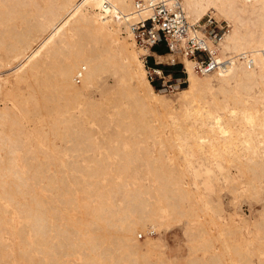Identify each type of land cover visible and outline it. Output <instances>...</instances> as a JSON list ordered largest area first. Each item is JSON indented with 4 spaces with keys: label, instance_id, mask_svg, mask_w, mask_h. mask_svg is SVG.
<instances>
[{
    "label": "bare ground",
    "instance_id": "1",
    "mask_svg": "<svg viewBox=\"0 0 264 264\" xmlns=\"http://www.w3.org/2000/svg\"><path fill=\"white\" fill-rule=\"evenodd\" d=\"M179 1L190 22L196 21L206 13L212 14L210 11L216 13L219 19L229 26L222 43V54L249 51L254 62L253 67L249 69L245 68L241 61L233 62L224 72L202 75L201 80L199 75L191 71L189 62L183 60L189 85L177 94L194 95L184 110L185 118L193 124L186 131L177 132L175 140L180 153L187 159L196 158L192 159L193 161L187 160L184 166L186 172L188 170L194 173V179L200 177L198 173L203 172L202 181L209 188L212 182L210 173L213 168H223L222 162L225 158H229L230 163L233 157L238 161L245 160L253 164L258 171H264V86L260 90L255 88L258 90L256 94L250 92L256 79L264 75V60L260 57L261 51L264 50V0ZM131 2L132 0H0V197L6 203L13 204V197L32 200L37 198L34 188L28 184L30 178L26 177L25 172V169L32 167L26 168V165L21 163V153L32 152L34 142L45 139L46 131L41 125L25 118L29 102L41 105L44 101L54 102L62 98V105L65 106L72 100L77 114L71 113V116L64 120V117L62 120L54 118L57 120L51 123L53 129H46L47 133L51 131L57 136V128L60 126L62 135L61 127L65 129L66 125L65 130L68 133L74 127L73 125L69 129V124H66L70 122L67 119H70L74 122L71 123L79 125L74 127V136L83 141L93 140L91 143L94 144L93 133L87 130L90 126L86 125L90 122L84 118L85 122L82 121L80 116L83 117L81 114L86 111L99 118L104 114L102 104L93 103L88 99V91L96 85L101 72L118 74L121 86L114 100L118 117H129L127 108H135L137 113L142 112L149 102L162 96L160 93L163 89H159L161 92L154 91L147 80L144 65L138 58V51L134 48L127 28L129 22L137 19V14L132 13ZM120 30L125 36L120 35ZM74 33L79 34L77 40H74ZM126 39L130 41L127 42ZM138 49L143 55L147 53L145 48ZM79 67L83 68V73L81 84L76 86L73 76ZM198 91H201L202 95H198ZM205 91L209 93L203 94ZM60 95L63 96L59 97ZM106 100L111 102L112 98L106 96ZM120 105L123 109L118 108ZM57 106L56 110H61V105ZM139 115L141 117L142 113ZM135 119L136 122L139 120L137 116ZM117 121L119 123L118 119ZM137 125L139 127L140 124ZM113 148L114 146L106 150L114 156L118 155V151H115L117 148ZM130 153L129 151L128 154ZM126 155H123L124 158L121 156L124 160L121 158L123 161L115 166V174H129L135 179L138 176L137 170L130 168L134 158L130 159L129 155ZM109 157L107 154L106 158H96L92 168L86 172L91 181L87 185L85 183V193L91 194L94 201L97 199V206L90 210L91 223L100 226L98 220L103 219L104 225L105 221L112 219L113 222L110 220L109 226L114 228L112 231L115 235L110 237L113 239L110 243L114 246L138 249V244L132 239L136 230L146 232L158 226L154 224L152 210L146 211L140 187L129 190L124 185L102 183L109 166ZM224 177H214V180L227 178ZM190 185L185 186L186 191L190 189ZM192 185L198 188L196 180ZM28 187L31 189L28 190ZM240 191L245 194L248 188L241 187ZM117 193L122 195L120 202L124 203L125 207L114 210L107 205L114 201L113 197ZM169 193L172 194L171 190H164L166 197ZM193 198L202 203L204 208L208 205L209 201H205L199 192L194 193ZM20 211L29 213L30 224L36 233L44 232L45 214L41 206ZM88 225L89 223L86 226ZM93 228L91 229L95 232ZM87 231H90V228ZM83 232L81 230V239L82 235H85ZM109 232L111 233V230ZM89 239L86 238L85 241L88 243ZM158 240L159 237L148 238L144 244L149 246ZM90 241H93V237ZM100 242L97 239L91 242L92 244L89 242L91 247L89 244L88 246L98 249Z\"/></svg>",
    "mask_w": 264,
    "mask_h": 264
},
{
    "label": "rangeland",
    "instance_id": "2",
    "mask_svg": "<svg viewBox=\"0 0 264 264\" xmlns=\"http://www.w3.org/2000/svg\"><path fill=\"white\" fill-rule=\"evenodd\" d=\"M210 12L216 19L221 20L216 13ZM74 34V40H77L79 34ZM120 35L125 36L121 30ZM134 48L142 61V52L135 45ZM158 59L164 58L158 56ZM144 67L147 70L146 66ZM166 73L163 72L162 79L165 83L160 84L162 80L154 78L157 89H163L160 93L162 96L152 100L142 112H138L143 116L139 117L138 110L129 107V117H118L117 108L114 106L121 86L118 74L101 72L96 85L88 91V99L93 103L102 104L104 114L99 118L86 111L81 114L83 117L80 116L82 121L90 122L86 125L90 126L87 130L93 133L94 144L91 143L93 140L83 141L74 136V127L79 125L73 124L70 119H67L70 122L66 124H69V129L74 125L73 129L67 133V125L65 129L61 127V131H66L65 135L69 134L68 136L63 133L61 135L60 126L57 128L60 133L56 134L57 136L51 131L50 134L47 133L48 129H53V121L62 120L63 117V120L69 118L71 113L77 114L72 100L73 103L70 101L65 106L62 105V98L54 102L44 101L41 105L32 102L27 104L25 118L41 125L46 131L45 139L34 142L32 152L21 153V163L26 165V168L32 167L25 169V172L26 177L30 178L28 184L34 188L37 198L32 200L13 197V204H8L0 197V264H264V171H258L248 161H238L233 157L230 163L229 158H225L222 162L223 168H213L210 173L212 182L209 188L202 181L203 172L198 173L200 177L195 179L194 173L188 170L186 172L184 166L187 160L193 161L196 158L187 159L179 152L175 136L177 132L186 131L193 124L185 118L184 110L194 95L177 94L179 90L188 87V76L185 82L177 87L174 77L167 79ZM198 78L202 80L203 76ZM80 84L81 82L76 86ZM263 86L264 75L256 79L250 92L256 94ZM157 89L153 88L154 91L161 92ZM207 92L209 93L205 91L203 94ZM197 94L202 95L201 91ZM106 96L112 98V104L106 100ZM122 105L118 108H125ZM56 106L60 107L61 110L58 111L64 114L58 112ZM136 116L139 118L137 122ZM137 123L140 124L139 127ZM112 146L117 148L115 151H118V155L114 156L106 150ZM107 154L110 155L107 159L109 166L102 183L124 185L129 190L140 187L146 211L152 210L154 224L158 226L153 230L154 235H146L140 239L136 236L143 231L136 230V236L133 234L132 239H135L138 249L114 246L110 243L113 240L110 237L115 235L112 231L114 228L109 226L110 222H113L112 219L107 221L108 224L105 221L104 225L103 219L102 222L98 220L100 226L91 223L90 210L97 206V199L94 201L91 194L85 193V183L87 185L91 181L86 172L92 168L96 158H106ZM124 154L129 155L130 159L134 158L129 166L133 168L131 170H137L138 176L136 175L135 179L129 174H115L114 168L124 160ZM135 166L139 169H135ZM220 176L229 179L224 177L226 180H214V177ZM195 180L198 188L192 185ZM188 185L190 189L186 191L185 186ZM238 186L246 187L248 191L244 194ZM31 188L28 187V190ZM164 190H171L172 194L169 193L166 197ZM1 192L0 188V194ZM197 192L201 193L205 201H209V206L204 208L202 203L194 200V193ZM114 197V201L107 206L114 210L123 209L125 204L120 202L122 195L117 193ZM37 205L41 206L45 214V230L41 234L36 233L31 226L29 213L20 211ZM89 228L90 231L91 228L95 229L97 233L87 231ZM105 229L111 230V233ZM81 230H84L86 235H82L84 241L81 239ZM84 237H93V241L98 239L103 243L100 242L102 247L100 245L98 249L89 248V242L93 241L89 239L87 243ZM158 237L160 240L149 246L144 244L148 238ZM82 243L87 245L83 246Z\"/></svg>",
    "mask_w": 264,
    "mask_h": 264
},
{
    "label": "built area",
    "instance_id": "3",
    "mask_svg": "<svg viewBox=\"0 0 264 264\" xmlns=\"http://www.w3.org/2000/svg\"><path fill=\"white\" fill-rule=\"evenodd\" d=\"M131 7L132 13L137 14V19L129 22L127 28L134 45L147 50L141 59L147 68L145 76L151 85L155 83V77L164 79V66H177L179 75L173 80L179 87L186 80L183 60H187L191 71L199 76L224 72L237 61H241L247 69L253 67L254 62L249 51L222 54V43L229 26L209 13L190 22L179 0H132ZM157 47H162L163 53H159ZM160 55L166 56L160 60ZM148 57L151 63H148ZM260 57L264 60V50ZM82 73V67L76 69L73 76L75 84L80 83ZM166 77L172 79V73L167 72ZM162 82L163 80L160 84ZM171 90L172 88L169 89ZM146 235L152 236L154 231L139 233L136 238Z\"/></svg>",
    "mask_w": 264,
    "mask_h": 264
},
{
    "label": "trees",
    "instance_id": "4",
    "mask_svg": "<svg viewBox=\"0 0 264 264\" xmlns=\"http://www.w3.org/2000/svg\"><path fill=\"white\" fill-rule=\"evenodd\" d=\"M157 49V51L159 52V53H163V51H164V49L162 48V47H157L156 48ZM148 63H151V59L149 58V60H148ZM163 71L164 72H171L172 73V77H176V76H178L179 75V72H178V67L177 66H164L163 67ZM152 86H153V88L154 89H157L158 88V86L156 85V83H152ZM185 87V86H184ZM183 88V87H182ZM159 89H157V91H158Z\"/></svg>",
    "mask_w": 264,
    "mask_h": 264
}]
</instances>
